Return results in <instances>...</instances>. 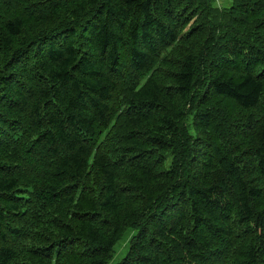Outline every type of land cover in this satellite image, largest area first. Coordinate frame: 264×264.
Listing matches in <instances>:
<instances>
[{
    "label": "trees",
    "instance_id": "1",
    "mask_svg": "<svg viewBox=\"0 0 264 264\" xmlns=\"http://www.w3.org/2000/svg\"><path fill=\"white\" fill-rule=\"evenodd\" d=\"M0 0V264H264V0Z\"/></svg>",
    "mask_w": 264,
    "mask_h": 264
},
{
    "label": "rangeland",
    "instance_id": "2",
    "mask_svg": "<svg viewBox=\"0 0 264 264\" xmlns=\"http://www.w3.org/2000/svg\"><path fill=\"white\" fill-rule=\"evenodd\" d=\"M215 5L220 7H229L232 4V0H215ZM128 232H126L121 240H119L115 245V250L112 258L107 264H115L120 261L126 254L129 248V237Z\"/></svg>",
    "mask_w": 264,
    "mask_h": 264
}]
</instances>
